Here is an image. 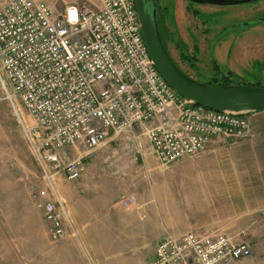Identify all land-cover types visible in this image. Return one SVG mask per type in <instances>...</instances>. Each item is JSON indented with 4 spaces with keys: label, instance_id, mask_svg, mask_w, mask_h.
Segmentation results:
<instances>
[{
    "label": "rangeland",
    "instance_id": "374dc122",
    "mask_svg": "<svg viewBox=\"0 0 264 264\" xmlns=\"http://www.w3.org/2000/svg\"><path fill=\"white\" fill-rule=\"evenodd\" d=\"M45 1L54 11L66 5L65 0ZM159 1L168 9L158 18L162 41L177 66L192 75L195 61L180 57L188 54L172 33V9L179 0ZM190 8L199 9L193 21L209 26L212 49L230 54L225 78L197 75V81L264 88V0L193 2ZM15 103L20 118L0 85V264H145L164 234L188 231L244 232L252 254L241 264H264V155L253 131L232 144L215 139L198 154L167 166L139 129L110 134L96 149H66L70 158L83 155L84 170L75 180L54 179L68 214L64 237L54 241L36 205L45 181L23 126L32 121ZM128 195L135 203L124 207L121 201Z\"/></svg>",
    "mask_w": 264,
    "mask_h": 264
},
{
    "label": "built area",
    "instance_id": "2783aa9c",
    "mask_svg": "<svg viewBox=\"0 0 264 264\" xmlns=\"http://www.w3.org/2000/svg\"><path fill=\"white\" fill-rule=\"evenodd\" d=\"M0 85L24 125L45 181L36 205L52 240L65 235L67 209L54 179L75 180L83 155L110 134L139 129L162 165L252 135L248 112L215 110L184 97L160 75L144 43L134 0H71L59 12L45 0H0ZM20 118V117H19ZM135 203L133 195L122 201ZM262 217L264 219V208ZM252 254L244 232L164 234L145 264H241Z\"/></svg>",
    "mask_w": 264,
    "mask_h": 264
},
{
    "label": "water",
    "instance_id": "95a60500",
    "mask_svg": "<svg viewBox=\"0 0 264 264\" xmlns=\"http://www.w3.org/2000/svg\"><path fill=\"white\" fill-rule=\"evenodd\" d=\"M148 54L160 75L177 92L202 106L236 113L264 111V88L246 84L202 83L183 72L165 48L155 7L150 0H134ZM199 4L231 5L253 0H190Z\"/></svg>",
    "mask_w": 264,
    "mask_h": 264
},
{
    "label": "crops",
    "instance_id": "0c3cea01",
    "mask_svg": "<svg viewBox=\"0 0 264 264\" xmlns=\"http://www.w3.org/2000/svg\"><path fill=\"white\" fill-rule=\"evenodd\" d=\"M65 2L67 4L71 0H65ZM178 7H180L179 10ZM59 10L55 12H59ZM172 10L174 13V15L172 14L174 28V30L172 29V33L177 37L176 44L179 48L183 47V50H181L188 54L187 56L191 62L195 61V63H190V65L196 68V70L192 68L191 71L193 74L189 76L196 79L197 75H205L216 80V78L222 75L221 77L225 78L226 69L223 66H226L225 59L228 62L230 54H226L221 49L213 50V45L211 43L208 44V38L211 34L209 32V26L201 20H199L200 22L193 21L192 14H188L182 0L175 2L174 9ZM196 12H199V9L198 11L196 9ZM234 54L231 56L233 59H235ZM196 64L203 66V70L201 69L202 72L201 70H197ZM248 116L251 121L252 131L255 133L256 146L258 145V148L260 147L259 152L264 155V111L250 112ZM259 152L256 150V154H259ZM260 160L264 162V159Z\"/></svg>",
    "mask_w": 264,
    "mask_h": 264
},
{
    "label": "flooded vegetation",
    "instance_id": "af4514ba",
    "mask_svg": "<svg viewBox=\"0 0 264 264\" xmlns=\"http://www.w3.org/2000/svg\"><path fill=\"white\" fill-rule=\"evenodd\" d=\"M183 2H184V4H185V7H186V10H187V12H188V14L190 13V14H195L196 13V11L194 10V9H192V8H190L191 7V4H193V2L192 1H189V0H182ZM150 3L151 4H153L154 5V7H155V10H156V13H157V18H161V17H163L161 14H163L162 12L164 11H167L168 9H165V8H163V7H161L160 6V1L159 0H150ZM160 9V13H158V10ZM167 13V12H166ZM166 21V18L164 19V22ZM166 27V26H165ZM169 36H171V34L169 33ZM166 49L168 50V52H169V49L166 47ZM170 53V52H169ZM170 56L172 57V59L174 60V58H173V56L170 54ZM175 61V60H174ZM176 62V61H175Z\"/></svg>",
    "mask_w": 264,
    "mask_h": 264
},
{
    "label": "trees",
    "instance_id": "16d2710c",
    "mask_svg": "<svg viewBox=\"0 0 264 264\" xmlns=\"http://www.w3.org/2000/svg\"><path fill=\"white\" fill-rule=\"evenodd\" d=\"M190 1V0H189ZM160 32V31H159ZM170 38H171V36H169ZM163 44H164V46H165V48H166V45H165V43L163 42ZM180 57L181 58H183V60H187V59H190V58H188V57H186V56H183L182 54H180ZM209 84H212V83H209ZM219 84H221V83H219ZM224 84H226V83H224Z\"/></svg>",
    "mask_w": 264,
    "mask_h": 264
}]
</instances>
